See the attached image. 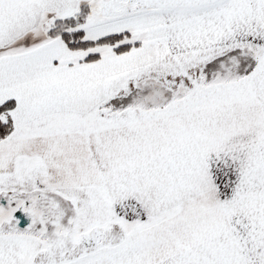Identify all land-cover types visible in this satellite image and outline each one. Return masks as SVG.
Here are the masks:
<instances>
[{
	"label": "snow or ice",
	"instance_id": "obj_1",
	"mask_svg": "<svg viewBox=\"0 0 264 264\" xmlns=\"http://www.w3.org/2000/svg\"><path fill=\"white\" fill-rule=\"evenodd\" d=\"M0 264H264V0H0Z\"/></svg>",
	"mask_w": 264,
	"mask_h": 264
}]
</instances>
